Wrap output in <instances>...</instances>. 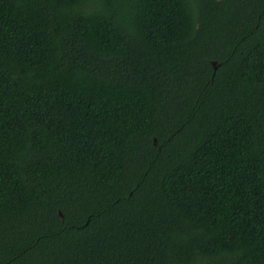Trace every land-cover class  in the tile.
<instances>
[{"label":"trees","instance_id":"trees-1","mask_svg":"<svg viewBox=\"0 0 264 264\" xmlns=\"http://www.w3.org/2000/svg\"><path fill=\"white\" fill-rule=\"evenodd\" d=\"M0 264H264V0H0Z\"/></svg>","mask_w":264,"mask_h":264},{"label":"water","instance_id":"water-1","mask_svg":"<svg viewBox=\"0 0 264 264\" xmlns=\"http://www.w3.org/2000/svg\"><path fill=\"white\" fill-rule=\"evenodd\" d=\"M213 63V65L215 64V62H212ZM60 216H61V214H60Z\"/></svg>","mask_w":264,"mask_h":264}]
</instances>
